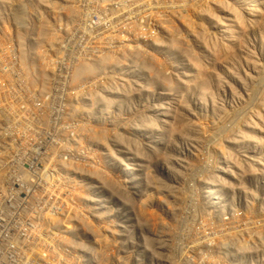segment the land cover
Returning <instances> with one entry per match:
<instances>
[{
  "label": "rangeland",
  "instance_id": "1",
  "mask_svg": "<svg viewBox=\"0 0 264 264\" xmlns=\"http://www.w3.org/2000/svg\"><path fill=\"white\" fill-rule=\"evenodd\" d=\"M0 171L58 264H264V0H0Z\"/></svg>",
  "mask_w": 264,
  "mask_h": 264
},
{
  "label": "built area",
  "instance_id": "2",
  "mask_svg": "<svg viewBox=\"0 0 264 264\" xmlns=\"http://www.w3.org/2000/svg\"><path fill=\"white\" fill-rule=\"evenodd\" d=\"M0 175V264H58L60 254L59 241L56 233L49 236L48 249L45 250L44 214L31 215L33 207L51 204L38 190L28 192L30 188L21 183L8 180L7 176ZM14 207H20L19 213H14ZM29 225L28 235L30 242L20 245L15 242L14 236L25 226ZM51 228V227H50ZM52 229V228H51ZM58 225L53 227L57 231ZM51 234V233H50ZM25 248V249H24ZM138 264V263H136Z\"/></svg>",
  "mask_w": 264,
  "mask_h": 264
},
{
  "label": "bare ground",
  "instance_id": "3",
  "mask_svg": "<svg viewBox=\"0 0 264 264\" xmlns=\"http://www.w3.org/2000/svg\"><path fill=\"white\" fill-rule=\"evenodd\" d=\"M71 11V10H70ZM75 11V10H74ZM66 13V12H65ZM64 15V14H63ZM68 16H70V15H68L67 14V16L66 17H68ZM71 18V17H70ZM74 18H75V15H74ZM69 19V18H68ZM43 23H45L44 21H43ZM48 24H46V25H44V26H47ZM72 25V24H71ZM45 28V27H44ZM43 29V28H42ZM46 29V28H45ZM44 29V31H47V29L45 30ZM41 32L43 31V30H40ZM48 32L49 31H47V33H42V35L43 34H48ZM49 36H50V34H48ZM62 35V34H61ZM56 36V35H55ZM19 37V36H18ZM43 37V36H42ZM51 37V36H50ZM54 37V36H53ZM22 38V37H21ZM45 38H46V36H45ZM48 38V37H47ZM23 39V38H22ZM26 40V39H25ZM41 40V39H40ZM44 40V39H43ZM31 43V42H30ZM26 45H28L27 43H26ZM29 45H33V44H29ZM48 45V44H47ZM21 46V45H20ZM24 46V45H23ZM27 47V46H26ZM20 48H22V47H20ZM29 48V47H28ZM24 52H25V50H24ZM30 52V51H29ZM46 52V51H45ZM31 53V52H30ZM32 53H33V51H32ZM40 53V52H39ZM41 53H43V52H41ZM20 54V59H22V62L24 61V63L26 64H24L26 67H27V69H28V71H29V73L32 75V76H34L35 78L37 77V80H40L41 82H42V84H45V82H46V79H45V73L43 72V70L42 69H40V68H36V67H33L34 65H33V60H32V58H31V56H30V54L28 53H23V52H21V53H19ZM44 56V55H43ZM35 57H37V56H35ZM42 59V58H41ZM45 60V59H44ZM38 61V60H37ZM92 69V67H90V66H88V65H86V64H84V65H81L79 68H78V71H81V74H86L87 72H89L90 70ZM48 74V73H47ZM77 75H80L79 73H77L76 72V76ZM43 77V78H42ZM24 78V77H23ZM47 79H48V76H47ZM49 81V80H48ZM38 82V81H37ZM25 83V82H24ZM47 83V82H46ZM27 84V83H26ZM215 84V83H214ZM218 84V83H217ZM40 85H41V83H40ZM43 86V85H42ZM199 86H200V91L202 92V88H204V83H201V84H199ZM47 87V86H46ZM41 88V87H40ZM44 89H45V87H44ZM48 90V89H47ZM204 90V89H203ZM45 93V92H44ZM50 97V96H49ZM53 97V96H52ZM66 97V96H65ZM68 98V97H67ZM51 99V98H50ZM55 99V98H54ZM262 99V98H261ZM56 100V99H55ZM49 101V100H48ZM49 102H51V101H49ZM45 103V102H44ZM43 103V104H44ZM48 103V102H47ZM54 103V102H53ZM62 103V102H61ZM60 103V104H61ZM37 105V104H36ZM51 105V104H50ZM54 105V104H53ZM26 106V105H25ZM40 106V105H39ZM47 106V105H46ZM62 107H63V105H62ZM66 107V106H65ZM33 108V107H32ZM46 108V107H45ZM48 108H49V106H48ZM219 108V107H218ZM57 109V108H56ZM66 109V108H65ZM217 110V109H216ZM33 111H35V110H33ZM46 111V110H45ZM66 111V110H65ZM47 112V111H46ZM22 113V112H21ZM24 113V112H23ZM40 113V112H39ZM42 113V112H41ZM57 113V112H56ZM55 113V114H56ZM64 113V112H63ZM51 114V113H50ZM67 114V113H66ZM21 115V114H20ZM39 116V115H38ZM41 116V115H40ZM48 116V115H47ZM54 116V115H53ZM59 116V115H58ZM66 116V115H65ZM43 117V116H42ZM49 117V116H48ZM50 117H52L51 115H50ZM37 118H39V117H37ZM65 118V117H64ZM72 118V117H71ZM70 118V119H71ZM66 119H67V117H66ZM30 120V119H29ZM36 120V119H35ZM48 120H50V119H48ZM38 121H40V120H38ZM41 122V121H40ZM21 123H23V122H21ZM42 123V122H41ZM55 123V122H54ZM24 124V123H23ZM50 124V123H49ZM24 125H26V124H24ZM30 125V124H29ZM39 125V124H38ZM36 126V125H35ZM51 126V125H50ZM56 126V125H55ZM40 127V126H39ZM62 127V126H61ZM70 127V126H69ZM29 128H31L30 126H29ZM35 128V127H34ZM86 128V127H85ZM84 128V129H85ZM88 128V127H87ZM42 129H43V127H42ZM62 129V128H61ZM68 129V128H67ZM24 130V129H23ZM26 130H27V128H26ZM32 130V129H31ZM30 130V131H31ZM39 130V129H38ZM70 130V129H69ZM25 131V130H24ZM28 131V130H27ZM41 131V130H40ZM43 131H44V129H43ZM72 131V130H71ZM79 132V131H78ZM83 132V131H82ZM49 133V132H48ZM86 132H84L83 134H85ZM90 134L92 133V132H89ZM28 134V133H27ZM38 134V133H37ZM40 134V133H39ZM46 134H47V132H46ZM50 134V133H49ZM54 134V133H53ZM83 134H81V135H83ZM88 134V133H87ZM94 134V133H93ZM92 134V135H93ZM34 135V134H33ZM32 135V136H33ZM41 135V134H40ZM52 135V134H51ZM86 135V134H85ZM30 136V135H29ZM31 136V137H32ZM43 136H44V133H43ZM47 136V135H46ZM49 136V135H48ZM66 136V135H65ZM91 136V135H90ZM94 136H96V135H94ZM24 137H25V134H24ZM23 137V138H24ZM30 137V138H31ZM35 137V136H34ZM3 138V137H2ZM27 138V137H26ZM42 138V137H41ZM56 138V137H55ZM87 138V137H86ZM230 138V137H229ZM5 139V138H4ZM7 139V138H6ZM10 139V138H9ZM21 139V138H20ZM25 139V138H24ZM99 139V138H98ZM30 140V139H29ZM42 140H43V138H42ZM88 140V139H87ZM93 140H94V138H93ZM97 140V139H96ZM24 141V140H23ZM79 141V140H78ZM82 141V140H81ZM80 141V142H81ZM89 141H90V139H89ZM28 142V141H27ZM38 142V141H37ZM76 142V141H75ZM74 142V143H75ZM97 143V142H96ZM80 144V143H79ZM39 145V144H38ZM87 145V144H86ZM29 146V145H28ZM40 146V145H39ZM48 146V145H47ZM56 146V145H55ZM85 146V145H84ZM10 148H11V146H9ZM13 147V146H12ZM50 147V146H49ZM60 147V146H59ZM79 147V146H78ZM14 148V147H13ZM18 148V147H17ZM21 148V147H20ZM36 148V147H35ZM46 148V147H45ZM58 148V147H57ZM69 148V147H68ZM71 148V147H70ZM83 148V147H82ZM91 148V147H90ZM15 149V148H14ZM22 149V148H21ZM31 150V149H30ZM61 150V149H60ZM13 151V150H12ZM15 151V150H14ZM35 151V150H34ZM59 151V150H58ZM64 151V150H63ZM53 152V151H52ZM60 152V151H59ZM78 152V151H77ZM11 153H13V152H11ZM49 153H51L50 152V150H49ZM75 153V152H74ZM11 155V154H10ZM52 155V154H51ZM53 156V155H52ZM60 156V155H59ZM62 157V156H61ZM60 157V158H61ZM52 158V157H51ZM73 158V157H72ZM81 158V157H80ZM48 159V158H47ZM50 159V158H49ZM54 159V158H53ZM56 159H58V158H56ZM94 159V158H93ZM2 160V159H1ZM11 160V159H10ZM13 160V159H12ZM70 160V158L68 159V161ZM80 160V159H79ZM4 161V160H3ZM71 161V160H70ZM74 161V160H73ZM81 161V160H80ZM96 161V160H95ZM59 162V161H58ZM72 162V161H71ZM85 162V161H84ZM257 162V161H256ZM3 163V162H2ZM13 163V162H12ZM54 163V162H53ZM52 163V164H53ZM79 163V162H78ZM18 164V163H17ZM51 164V165H52ZM54 164H57V163H54ZM59 164H61V163H59ZM73 164V163H72ZM85 164V163H84ZM2 165V164H1ZM9 165V164H8ZM64 165V164H63ZM74 165V164H73ZM78 165V164H77ZM80 166V165H79ZM3 167V166H2ZM33 167V166H32ZM67 167V166H66ZM7 168H8V166H7ZM68 168V167H67ZM78 168V167H77ZM81 168V167H80ZM89 168H91V167H89ZM88 168V169H89ZM5 169V168H4ZM36 169V168H35ZM82 169V168H81ZM2 170V169H1ZM13 170V169H12ZM20 170V169H19ZM33 170V169H32ZM64 170V169H63ZM3 171V170H2ZM8 171V170H7ZM84 171V170H83ZM89 171H91V170H89ZM5 172H6V170H5ZM10 172H11V170H10ZM13 172H14V170H13ZM26 172V171H25ZM32 172V171H31ZM30 172V173H31ZM36 172V171H35ZM93 172V171H92ZM0 173H1V171H0ZM95 174V173H94ZM66 175V174H65ZM57 176V175H56ZM55 176V177H56ZM41 178V177H40ZM47 178V177H46ZM12 179V178H11ZM51 180V179H50ZM38 181V180H37ZM48 181V180H47ZM50 182V181H49ZM52 182V181H51ZM39 183V182H38ZM50 184V183H49ZM59 184V183H58ZM37 185V184H36ZM40 185V184H39ZM51 185H52V183H51ZM70 185H72V184H70ZM33 186V185H32ZM45 186V185H44ZM39 187V186H38ZM41 187V186H40ZM42 187H43V185H42ZM47 187V186H46ZM61 187V186H60ZM79 187V186H78ZM34 188V187H33ZM43 188H45V187H43ZM77 189V188H76ZM68 190V189H67ZM77 190H80V189H77ZM76 190V191H77ZM81 191V190H80ZM30 192V191H29ZM49 192V191H48ZM57 192V191H56ZM56 192H54V193H56ZM35 193V192H34ZM69 193V192H68ZM79 193V192H78ZM46 194V193H45ZM44 194V195H45ZM57 194V193H56ZM62 194V193H61ZM74 195V194H73ZM72 195V196H73ZM79 196V195H78ZM50 197H51V195H50ZM54 197V196H53ZM49 198V197H48ZM71 198V197H70ZM75 198V197H74ZM79 198V197H78ZM57 199V198H56ZM64 199H65V197H64ZM73 199V198H72ZM75 200V199H74ZM48 201V200H47ZM58 201V200H57ZM77 201V200H76ZM75 202V201H74ZM60 203H62L61 201H60ZM65 203V202H64ZM74 205V204H73ZM78 205H80V204H78ZM76 207V206H75ZM63 209V208H62ZM81 209V208H80ZM46 211V210H45ZM48 211V210H47ZM71 211V210H70ZM76 211V210H75ZM46 213V212H45ZM48 213V212H47ZM51 213V212H50ZM78 213V212H77ZM57 217V216H56ZM140 244V243H139ZM165 256V255H164Z\"/></svg>",
  "mask_w": 264,
  "mask_h": 264
}]
</instances>
